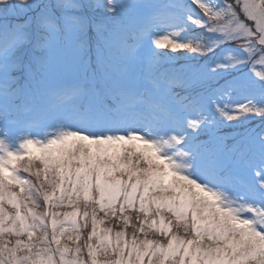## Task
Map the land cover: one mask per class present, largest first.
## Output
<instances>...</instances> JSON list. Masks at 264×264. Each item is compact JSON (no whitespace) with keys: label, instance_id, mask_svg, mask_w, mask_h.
<instances>
[{"label":"snow or ice","instance_id":"obj_1","mask_svg":"<svg viewBox=\"0 0 264 264\" xmlns=\"http://www.w3.org/2000/svg\"><path fill=\"white\" fill-rule=\"evenodd\" d=\"M0 264H264V0H0Z\"/></svg>","mask_w":264,"mask_h":264}]
</instances>
